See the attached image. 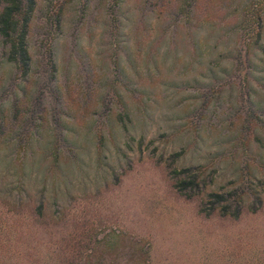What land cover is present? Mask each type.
Returning a JSON list of instances; mask_svg holds the SVG:
<instances>
[{"label":"rangeland","instance_id":"obj_1","mask_svg":"<svg viewBox=\"0 0 264 264\" xmlns=\"http://www.w3.org/2000/svg\"><path fill=\"white\" fill-rule=\"evenodd\" d=\"M84 1L37 0L28 36L32 69L25 80L6 60L7 46L0 38V264H48L51 259L53 264H264V11L258 38L257 22L252 18L242 22L243 16L234 11L258 0H208L218 14L197 24L177 13L167 17L166 10L179 5V0H163L164 13L161 0H122L123 30L135 17L136 22L160 23L166 17L163 23L191 26L181 38H174L178 42L191 38L196 45L206 42L197 52L201 51L206 66L213 63L217 69L213 83L205 75L199 77L201 68L192 59V50L178 48L164 65L173 54L190 56L185 69L178 66L167 75L179 84L156 85L154 94L149 87L151 100L143 107L134 103L136 93L120 88L133 113L127 132L98 115L100 107L94 102L98 91L91 96V114L80 112L69 100L73 101L70 94L85 86L88 76L102 82L103 94L107 88L102 77H112L107 59L93 64L88 60L108 49L100 39L109 40L101 32L111 1ZM206 1L193 2L204 7ZM61 5L58 27L54 20ZM144 5L152 12L142 16L138 8ZM93 6L98 8L92 11ZM172 29L159 33L155 47L172 44L168 40ZM128 36L119 40L137 58ZM73 41L79 45L77 52L81 50L78 55ZM50 46L57 64L54 73L48 62ZM238 55L242 64L236 62ZM119 62L124 63L122 58ZM195 77L202 91L188 85ZM38 91H43L42 110L30 125L26 111ZM203 93H208L209 102L201 110ZM114 94L113 89L108 91L109 97L113 95L110 108L117 112L120 103ZM59 99L69 107L63 110L70 115L61 120L72 128L67 140L74 155L65 148L70 157L59 159L54 167L52 157L43 159L41 150L54 133L52 111ZM14 102L20 109L15 120ZM249 104L258 123L243 124ZM178 151L182 155L176 167H199L211 180L209 190L244 187L246 204L258 196L260 210L244 209L238 219L200 213L199 198L186 200L178 195L168 176V156ZM18 196L25 202L16 209L11 203ZM41 198L46 209L39 220L33 212ZM59 209L61 215L56 213ZM94 246L96 252L88 257Z\"/></svg>","mask_w":264,"mask_h":264},{"label":"trees","instance_id":"obj_2","mask_svg":"<svg viewBox=\"0 0 264 264\" xmlns=\"http://www.w3.org/2000/svg\"><path fill=\"white\" fill-rule=\"evenodd\" d=\"M86 1L88 0H85L84 4H86ZM109 1H111V3L108 5V8H106V20H104V22L102 23L103 30L101 32L102 37L106 35L109 40L103 41L104 39H100V45L102 43H105L107 44L108 49H101V51H98V53H96L95 55L99 57L96 59H92L88 56V58H90L88 60L90 62L89 64H93V61H97V63H99L102 59H107V67L109 71L108 73H110L112 77H110L109 79L107 78L106 80L102 77V80L106 82L104 83V85L106 86L105 89L107 88L106 94L101 93L100 86L102 82L95 81V79L89 78V76L87 79L84 80H87L85 86H82V88L75 95L70 94V98L73 97V101L72 99H69L71 101L70 103L77 105V108L79 107L80 112L84 114H91V96L94 91H98V98L96 101H94L96 105L100 107L98 115L106 116V121H108L109 123L115 122L121 128H123L125 132H127L129 128L128 124L132 122L131 115L133 113L130 110L128 104L125 103L124 95L122 94V92L130 91L132 94L136 93L134 95V103L143 107L147 104L149 100H151L149 99V94L151 90V93L154 94V86L157 85L158 87L160 86V88L166 86V88H169L171 85L179 84L176 83V81H171V79H168L169 77H167V75L170 76L171 71L173 69L178 68V66H182L183 69H185V66H187V64H190L189 61H186L190 59V56H187L185 52L184 54H181L179 56L173 54V57H171L170 62H168L167 65H164L165 58L168 57L169 54L175 53L178 48H181L183 50L189 48V50H192V52L190 53L192 54V59H196L197 66L201 68L198 69V71L196 70L200 74L199 77H203L205 75L210 79L211 83L217 80V69H215V67H212L215 64L212 63L211 65L206 66L203 61L204 57L202 58L201 51L197 52V50H201L202 45H205L206 42L204 44L200 43L196 45V43H193V40L190 37L188 41H186L187 38H182L180 42L175 39L181 38L183 35L181 33H184V30L186 29L188 32V29L191 26H188L187 28V26H185L184 24H180L179 22L163 23L166 17L163 18L162 23L156 20L153 21L154 19L150 21H144L141 19L142 22H136L137 18L135 17V19L133 18V24L130 25L128 29L123 30V22L120 19V16L125 14L124 12L121 13L122 0ZM193 1L196 0H179L180 4L177 5L178 7L174 6L173 9L166 10L164 2L163 0H161L162 8L160 9V12L164 13V11L166 10L167 17H173L174 13H177V15H184L186 16L188 22H190V20H195V24H197V22H199V20L202 18V20H211L210 17L214 18V16H216L215 14H218V10L213 9V6L209 4L210 2L208 0L206 1L207 3L204 7H200L198 3L194 4ZM36 6L37 0H0V38L2 39L3 43L7 46L6 60L13 64L16 74H18V76L22 80L27 79L32 69V56L29 50L28 36ZM97 8V6H93L92 11ZM150 10L151 9L145 5L144 7L138 8V11L141 12L142 16H144V14L147 12H152V10ZM237 10L238 9L236 8L234 9L235 12H239V16H241V18L243 16L242 22L243 20H248V18H252L254 19V21L257 22L258 25L256 35L258 38L260 36L261 29V14L262 11H264V0H258L257 4L248 1L246 5L243 4L240 11ZM62 11L63 5L59 7L56 13V19L54 20L55 23H58V27L61 23L60 16L62 15ZM169 11H171L170 14ZM248 14H251V16H249ZM170 26L173 27L170 34L173 37L169 38L168 40L172 44H168L166 47H164V49H159V47H155V40L161 39V37H157L159 33L161 34L160 36H162L164 33L169 31ZM194 26L196 27L197 25ZM125 35H129L128 37H131V39L133 40L135 50L137 52V58L133 56V50L131 49V47L125 45L124 40H119L120 37H125ZM72 45L73 52L77 53L78 55V53L81 52L80 49L77 52V48H79V45L77 46L75 41H73ZM100 45L98 47H100ZM53 50L54 49L52 48V46L48 48V54L50 59L48 62L49 67H51V71L54 73V71H56L57 69V64L54 61ZM154 56L156 57L155 59H153ZM121 58L124 62L122 64L119 62ZM236 62H238L239 64L243 63L240 58V55L236 57ZM80 65H83V61H81ZM94 67H97L99 69L101 66L100 64H95ZM154 75H156V77H154ZM183 83L184 82L180 84ZM94 84H96V86H94ZM190 84L200 89L201 85L197 77L193 78L192 82L188 83V85ZM80 86L81 85H78L77 87ZM149 87L151 88V90H149ZM207 87L209 89H212V86L209 83ZM120 88H123V91H121ZM110 89H113L114 93L116 94H114L115 98H118L117 101L120 103V107H118L119 110L117 112H113V110L110 108L109 101L113 97V95H111L110 97L108 96V91ZM200 90L202 91V88ZM216 92H219V90H216ZM208 93H203V95L200 96L201 98H203L200 106L201 110L205 109L208 105L209 99L205 96ZM42 95L43 91H38V93L31 101V107H28L26 111V121L30 125L35 124L34 121L39 117L38 112L42 110ZM57 96L58 95H56V98ZM66 99H68V97ZM64 101V99H59L58 104L56 103V107L53 108L52 122L55 125L54 133L50 136V142L47 141V145L49 148L45 146L41 150V155L43 156V159H47V155L52 157V160L50 162L53 164L55 163L54 167L58 164L59 159L65 158L67 160L70 155L74 152V147L71 146V144L67 140V133H69L72 128L64 124V122L61 120V116L70 115L68 113L67 108V112H64L63 110L65 108V105L66 107H68L67 104H64ZM13 107L14 109L12 119L15 120L16 118H18V112L20 111V109L15 104V102L13 104ZM136 112H138V109L136 110ZM245 112L246 115L243 124L246 122V124H249L252 121H254L255 123L259 122V119L257 118V116L254 115L250 104L247 106ZM247 128L249 129L250 125H247ZM64 131L66 133H64ZM98 136L100 137V135ZM37 139L38 138L36 137L35 139H33V141ZM141 139L142 137L140 138L139 144H141L142 142ZM99 142L101 143L102 141L100 140ZM63 148H66L67 151L71 154L67 155L66 149L64 151ZM181 155L182 152L178 151L168 156L166 163L168 176L172 181V186L176 190L178 195L183 196L186 200H192L197 197L199 198L200 213H202L206 217H209L216 213L221 217H230L232 219H238L244 209H247L253 213L260 210L262 206V199L254 195L251 199V203L246 204L244 196L247 193V190L245 191L244 187L242 186L233 187L231 189H224L223 187L219 190H209V184L211 180L208 181L203 176V172L200 171L199 167L175 166L176 161L180 159ZM161 160L162 159H160L159 162ZM49 168L51 172V170H53V165H49L48 169ZM23 202H25L24 199L18 196L16 197V199L13 200L11 204L13 205V207L16 206L17 209L19 208V206L23 205ZM34 207L35 211L33 212V214L36 216L37 219L41 220L45 216L46 209V207L44 206L43 199H39L34 205ZM61 211L62 210L59 209L56 213L61 215ZM58 218L60 217H57V219ZM106 248L111 249V252L116 251V248L110 245H107ZM96 250L97 249L95 248V246L92 247L91 253L90 255H88V257L92 256V254L96 252ZM103 251L104 249L102 248L99 250V253L103 254ZM105 252H107V250ZM50 257H52V255ZM51 262L52 263L48 262V264H53V259H51Z\"/></svg>","mask_w":264,"mask_h":264}]
</instances>
